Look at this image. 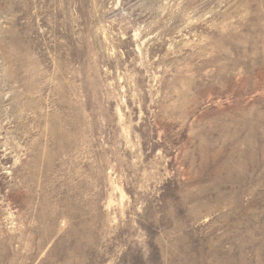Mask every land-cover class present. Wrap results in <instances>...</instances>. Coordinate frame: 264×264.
Wrapping results in <instances>:
<instances>
[{
	"label": "rangeland",
	"instance_id": "rangeland-1",
	"mask_svg": "<svg viewBox=\"0 0 264 264\" xmlns=\"http://www.w3.org/2000/svg\"><path fill=\"white\" fill-rule=\"evenodd\" d=\"M0 264H264V0H0Z\"/></svg>",
	"mask_w": 264,
	"mask_h": 264
}]
</instances>
